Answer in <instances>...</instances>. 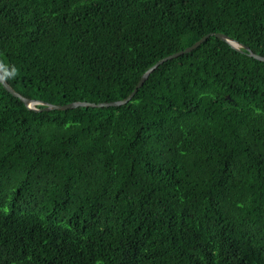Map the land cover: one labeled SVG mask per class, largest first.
Returning <instances> with one entry per match:
<instances>
[{"label": "trees", "instance_id": "obj_1", "mask_svg": "<svg viewBox=\"0 0 264 264\" xmlns=\"http://www.w3.org/2000/svg\"><path fill=\"white\" fill-rule=\"evenodd\" d=\"M264 57V0H0V65L52 105L125 99L207 34ZM209 37L125 104L0 84V264H264V62Z\"/></svg>", "mask_w": 264, "mask_h": 264}, {"label": "water", "instance_id": "obj_2", "mask_svg": "<svg viewBox=\"0 0 264 264\" xmlns=\"http://www.w3.org/2000/svg\"><path fill=\"white\" fill-rule=\"evenodd\" d=\"M209 37H215L221 41L226 42L228 45H230L231 48L237 51H241L240 49L244 50L248 56L253 57L254 59H257L259 61L264 62V57L258 56L253 54L248 47L243 46L239 43H237L234 40L229 39L227 36L223 34H207L201 39H199L197 42H195L192 46L185 48L182 51H179L177 53H174L170 56H167L158 62H156L153 66H151L149 69H147L141 78L139 79L138 83L134 87V89L131 91V93L123 100L116 101V102H111V103H99V104H93V103H86V102H74V103H69L67 105H52L48 103H43V102H38V101H32L29 99L24 98L23 96L19 95L16 91H14L8 83L5 81L2 70H1V65H0V84L4 88L5 91H7L10 95L13 97L17 98L24 104L25 107H27L30 110H35L38 111V109L35 108V105H43L42 110H67V109H74L77 107H109V106H120L125 103H127L137 92V90L143 85L144 81L147 79V77L150 75V73L155 70L159 65L163 64L164 62L174 59L180 55L186 54L191 52L192 50L196 49L199 45H201L204 41H206Z\"/></svg>", "mask_w": 264, "mask_h": 264}]
</instances>
